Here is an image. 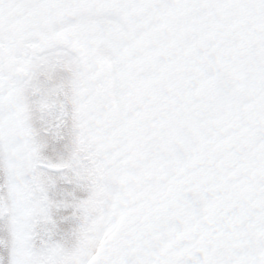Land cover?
Returning <instances> with one entry per match:
<instances>
[{"label": "snow or ice", "instance_id": "snow-or-ice-1", "mask_svg": "<svg viewBox=\"0 0 264 264\" xmlns=\"http://www.w3.org/2000/svg\"><path fill=\"white\" fill-rule=\"evenodd\" d=\"M0 264H264V0H0Z\"/></svg>", "mask_w": 264, "mask_h": 264}]
</instances>
